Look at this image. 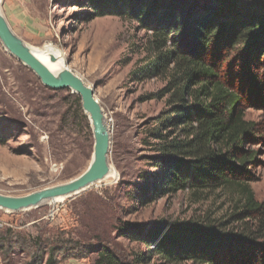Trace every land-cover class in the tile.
I'll return each mask as SVG.
<instances>
[{
    "label": "rangeland",
    "instance_id": "rangeland-1",
    "mask_svg": "<svg viewBox=\"0 0 264 264\" xmlns=\"http://www.w3.org/2000/svg\"><path fill=\"white\" fill-rule=\"evenodd\" d=\"M0 9L27 44L51 43L67 53L70 69L94 88L110 134V168L117 173L73 198L46 200L37 208L16 212L0 209V219L7 224L0 236L12 231L18 240L10 264H45L50 244L57 242L63 246L57 253L58 264H95L106 245L130 264H199L171 262L159 254L139 262L138 254L146 253L149 246L118 227L130 221L184 223L225 234L258 229L257 218L239 215L246 204L240 186L197 194L183 190L148 202L138 197V186L158 170L152 156L161 153L160 145L187 136L183 125H162L172 111L171 71L149 76L145 72L157 56L151 31L127 14L112 13L92 0H2ZM231 66L241 78L242 108L257 129L248 144L255 159L244 167L250 179L241 182L264 204V97L251 91V73L264 84V58L249 64L236 57ZM79 97L70 88L46 86L0 39L1 193L25 195L67 182L88 168L94 136ZM40 242L39 261L31 252ZM0 262L7 264L1 248Z\"/></svg>",
    "mask_w": 264,
    "mask_h": 264
},
{
    "label": "trees",
    "instance_id": "trees-1",
    "mask_svg": "<svg viewBox=\"0 0 264 264\" xmlns=\"http://www.w3.org/2000/svg\"><path fill=\"white\" fill-rule=\"evenodd\" d=\"M92 1L112 13L127 14L152 32L157 56L144 70L147 76L171 71L172 111L162 125H183V135H187L160 145L161 153L152 156L158 170L138 186V197L148 202L183 190L197 194L240 186L246 201L241 219L259 220L257 230L246 228L242 234L184 223L123 222L118 230L149 246L146 253L138 254L137 261L147 262L159 254L171 262L264 264V204L241 182L250 179L246 175L250 171L244 167L255 159L256 152L250 151L248 144L257 129L242 108L241 78L231 66L236 57L249 64L264 58V0ZM251 76V91L263 98L264 84L256 75ZM77 101L82 109L81 98ZM14 240L18 242L12 231L0 236L7 264L17 245ZM104 241L109 243V239ZM61 247L60 242L50 244L45 264H58ZM42 252L40 242L32 250V258L40 261ZM95 264L130 263L106 245Z\"/></svg>",
    "mask_w": 264,
    "mask_h": 264
},
{
    "label": "water",
    "instance_id": "water-1",
    "mask_svg": "<svg viewBox=\"0 0 264 264\" xmlns=\"http://www.w3.org/2000/svg\"><path fill=\"white\" fill-rule=\"evenodd\" d=\"M1 2L2 0L0 4ZM0 39L5 47L30 67L46 86L53 89L70 88L81 96L82 106L90 119L94 136L93 161L83 173L67 182L48 186L25 195H10L0 192V209L16 212L37 208L46 200H56L60 197L73 198L87 190L95 182L104 179L111 169L109 163L111 140L103 107L95 95L94 88L70 68H66L56 75L44 65L34 55L30 45L15 33L1 9Z\"/></svg>",
    "mask_w": 264,
    "mask_h": 264
},
{
    "label": "bare ground",
    "instance_id": "bare-ground-1",
    "mask_svg": "<svg viewBox=\"0 0 264 264\" xmlns=\"http://www.w3.org/2000/svg\"><path fill=\"white\" fill-rule=\"evenodd\" d=\"M29 47L34 53V55L56 75H58L62 70L66 68H70L66 61L67 53L65 54L62 53L53 44L48 43L44 45L43 47H35V46H29ZM92 161H93V158H92ZM116 177H117V173L113 171L112 169H110L105 179L116 178ZM63 200L65 199L62 197L56 199V201H63Z\"/></svg>",
    "mask_w": 264,
    "mask_h": 264
},
{
    "label": "built area",
    "instance_id": "built-area-1",
    "mask_svg": "<svg viewBox=\"0 0 264 264\" xmlns=\"http://www.w3.org/2000/svg\"><path fill=\"white\" fill-rule=\"evenodd\" d=\"M6 225H7L6 222L3 221L2 219H0V230L3 229ZM0 264H1V262H0Z\"/></svg>",
    "mask_w": 264,
    "mask_h": 264
}]
</instances>
